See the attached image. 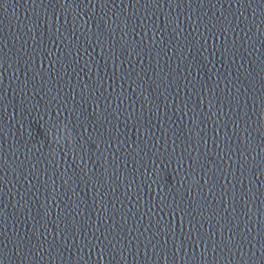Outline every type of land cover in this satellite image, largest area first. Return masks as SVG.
Masks as SVG:
<instances>
[{
  "label": "water",
  "instance_id": "water-1",
  "mask_svg": "<svg viewBox=\"0 0 264 264\" xmlns=\"http://www.w3.org/2000/svg\"><path fill=\"white\" fill-rule=\"evenodd\" d=\"M0 264H264V0H0Z\"/></svg>",
  "mask_w": 264,
  "mask_h": 264
}]
</instances>
